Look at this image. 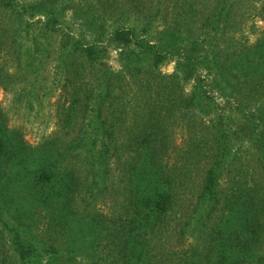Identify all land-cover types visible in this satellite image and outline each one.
<instances>
[{
  "label": "rangeland",
  "instance_id": "1",
  "mask_svg": "<svg viewBox=\"0 0 264 264\" xmlns=\"http://www.w3.org/2000/svg\"><path fill=\"white\" fill-rule=\"evenodd\" d=\"M8 1L0 8L6 133L34 150L60 143L55 131L70 97L87 87L95 93L87 106L92 123L105 126L108 114L117 115L118 145L134 140L139 129L150 131L144 145L166 147L159 158L186 176L182 190L199 191L221 154L214 190L258 193L264 211V0ZM128 26L131 40L111 36ZM154 50L169 55L155 61ZM11 168L0 190L16 198L5 195L0 208L21 205L13 214L0 209V258L18 263L14 228L38 254L30 264H44L53 252L68 258L60 264H83V250L52 232L36 202L22 197L32 187L28 171ZM87 206L114 210L109 197Z\"/></svg>",
  "mask_w": 264,
  "mask_h": 264
},
{
  "label": "trees",
  "instance_id": "2",
  "mask_svg": "<svg viewBox=\"0 0 264 264\" xmlns=\"http://www.w3.org/2000/svg\"><path fill=\"white\" fill-rule=\"evenodd\" d=\"M8 2L0 0V8ZM133 30L130 26L115 28L111 36L129 41ZM168 55L154 50L152 59L159 61ZM86 89L70 97L55 131L61 138L56 145L52 141L46 149H31L0 125V181L11 175V163L28 171L32 187L24 189L22 197L36 202L35 212H43L52 232L83 250V264H264L261 199L258 193L235 189L225 195L214 190L220 180L216 171L221 154L205 170L199 191L182 190L186 176L173 172L169 162L159 158L166 147H160V141L144 145L150 131L139 129L134 140L118 145L113 141L117 115L108 114L105 126L92 123L95 115L87 106L95 93ZM158 134L153 130L154 136ZM63 162L59 169L57 165ZM11 194L5 193L13 201L16 197ZM5 195L0 190V200ZM105 197L113 211L96 212L87 206L89 200L102 203ZM20 205L15 201L11 205L15 208L0 209L13 214ZM12 231L17 264H30L38 255L35 248ZM53 254L44 264L68 260ZM5 263L0 258V264Z\"/></svg>",
  "mask_w": 264,
  "mask_h": 264
}]
</instances>
